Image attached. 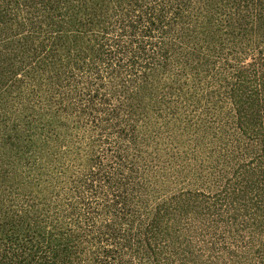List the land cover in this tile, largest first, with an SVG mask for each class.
<instances>
[{
	"label": "trees",
	"instance_id": "1",
	"mask_svg": "<svg viewBox=\"0 0 264 264\" xmlns=\"http://www.w3.org/2000/svg\"><path fill=\"white\" fill-rule=\"evenodd\" d=\"M0 264H264V0H0Z\"/></svg>",
	"mask_w": 264,
	"mask_h": 264
}]
</instances>
